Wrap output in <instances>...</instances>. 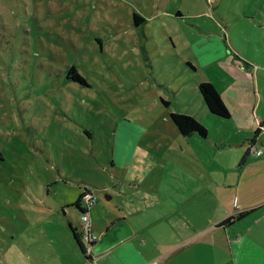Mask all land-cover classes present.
Masks as SVG:
<instances>
[{
	"label": "rangeland",
	"instance_id": "rangeland-1",
	"mask_svg": "<svg viewBox=\"0 0 264 264\" xmlns=\"http://www.w3.org/2000/svg\"><path fill=\"white\" fill-rule=\"evenodd\" d=\"M262 13L264 0H0V264L82 260L69 226L84 188L97 239L119 216L135 229L143 209L174 206L190 148L232 124L198 93L212 74L184 59L199 34L248 53ZM172 112L207 139L179 135Z\"/></svg>",
	"mask_w": 264,
	"mask_h": 264
},
{
	"label": "crops",
	"instance_id": "crops-1",
	"mask_svg": "<svg viewBox=\"0 0 264 264\" xmlns=\"http://www.w3.org/2000/svg\"><path fill=\"white\" fill-rule=\"evenodd\" d=\"M250 19L256 32L244 38L248 53L215 48L218 37L199 34L196 47L190 46L195 63L184 59L193 70L200 66L212 74L201 82L218 93L231 131L220 136L216 130L215 142L190 148L193 162H181L190 175L178 187L174 206L167 202L143 209L138 212L145 215L142 226L137 222L125 239L97 254L89 251L87 259L74 264H264V14ZM228 138L234 140L231 146ZM255 150L261 153L255 155ZM244 211L249 212L218 225ZM87 215L88 230L96 237ZM119 219L125 220L124 215L111 223Z\"/></svg>",
	"mask_w": 264,
	"mask_h": 264
},
{
	"label": "trees",
	"instance_id": "trees-1",
	"mask_svg": "<svg viewBox=\"0 0 264 264\" xmlns=\"http://www.w3.org/2000/svg\"><path fill=\"white\" fill-rule=\"evenodd\" d=\"M142 23V18L133 13L132 14V24L137 26ZM188 64V63H187ZM66 78H70L79 83H83V79L78 75V73L74 70V68H69L66 71ZM198 93L202 99L204 106L206 107L208 113L221 117L227 118L229 116L228 110L221 101L218 93L214 89V87L209 82H199L197 84ZM169 118L176 128L179 135L186 137L191 134H195L200 138L205 137L206 129L195 119L188 115H184L181 113H169ZM88 193V191L84 188L77 195L75 201L73 202V206L79 211V214L82 213V208L80 206V200L82 196ZM249 211L240 212L233 217H227L219 222V226H224L230 224L234 219L240 218ZM72 238L76 244L77 250L81 257L87 259L89 250L87 247L90 243H86L85 240L81 236V232L76 230L73 226H69Z\"/></svg>",
	"mask_w": 264,
	"mask_h": 264
},
{
	"label": "water",
	"instance_id": "water-1",
	"mask_svg": "<svg viewBox=\"0 0 264 264\" xmlns=\"http://www.w3.org/2000/svg\"><path fill=\"white\" fill-rule=\"evenodd\" d=\"M130 233L131 229L125 220H116L103 231L93 244L90 245V251L92 254L102 252L117 242L125 239Z\"/></svg>",
	"mask_w": 264,
	"mask_h": 264
},
{
	"label": "built area",
	"instance_id": "built-area-1",
	"mask_svg": "<svg viewBox=\"0 0 264 264\" xmlns=\"http://www.w3.org/2000/svg\"><path fill=\"white\" fill-rule=\"evenodd\" d=\"M258 127L262 128V126L260 124L258 125ZM254 153H255V155H259L261 153V150H255ZM80 202H81L80 205L82 208V213L79 216V220H80L82 225H81V228L79 231L81 232V236L85 240V242L90 243L89 246L87 247V249L90 251V245L95 242L96 237L91 232H89V230H88L87 209L90 205H92L95 202V198L90 194V192H88L82 196Z\"/></svg>",
	"mask_w": 264,
	"mask_h": 264
}]
</instances>
